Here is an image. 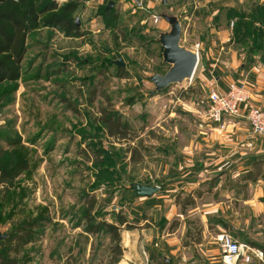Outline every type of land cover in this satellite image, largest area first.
Wrapping results in <instances>:
<instances>
[{"label": "rangeland", "instance_id": "374dc122", "mask_svg": "<svg viewBox=\"0 0 264 264\" xmlns=\"http://www.w3.org/2000/svg\"><path fill=\"white\" fill-rule=\"evenodd\" d=\"M56 1L60 5L79 2L74 17L82 36L66 37L57 29L34 28L28 35L21 79L0 84V175L13 177V170L21 172L12 184L8 181L0 186V241L36 220L35 241L21 250L17 264H116L111 235L89 234L86 214L91 213L95 222L119 223L117 214L123 213L131 225L136 218H148L158 230L174 229L180 239L183 236L181 252H171L176 247L156 250L159 258L169 256L173 264H211L196 256L199 247L214 252L216 264L223 263L218 236V244L207 245L204 238L221 231L232 236L225 219L228 211L213 213L214 221L205 226L207 211L193 213L194 205L183 206L186 198L193 199L190 193H165L162 178L146 180L137 175L138 170L143 172L144 162L137 169L130 163L129 147L141 143L143 159L147 149L146 156L151 152L158 160L167 142L168 148L180 151L178 143L188 144L193 135L203 136L202 126L207 129L198 111L208 113L211 90L197 76L192 82L150 95L155 85L145 73L164 75L170 68L163 63V49L156 42L159 32L168 28L165 20H154L153 10L163 8V0H140L142 10L136 8L137 0ZM111 1L113 6L107 10ZM263 2L168 0L166 7L180 17L183 44L199 52L198 74L205 72L208 80L215 81L223 73L219 68L234 58L238 63L264 64ZM230 8L236 10L232 16L227 12ZM119 59L124 67L116 64ZM236 84H246L252 94L250 83ZM105 114L120 117L130 127V136L138 135L135 139L140 140L133 145L135 140L111 137L102 121ZM232 119L225 117L224 121ZM113 155L116 169L113 175L106 174L102 170L109 163L100 161ZM160 165L153 164L154 172L161 170ZM133 181L153 183L149 185L160 190L150 196L155 199L141 200L135 197ZM210 199L205 195L201 201ZM112 206L120 209L109 210ZM129 226H122V256L117 264L129 263L125 247L133 231ZM241 234L239 241L247 240L248 235ZM202 241L205 247L198 246ZM184 251L190 253L188 258ZM159 258L150 257V264H160ZM141 263L148 264L144 255Z\"/></svg>", "mask_w": 264, "mask_h": 264}, {"label": "crops", "instance_id": "0c3cea01", "mask_svg": "<svg viewBox=\"0 0 264 264\" xmlns=\"http://www.w3.org/2000/svg\"><path fill=\"white\" fill-rule=\"evenodd\" d=\"M218 12L216 11L214 15ZM198 68L195 77L197 76L210 90L226 92L232 83L243 81L250 83L252 86L250 105L264 109L263 63L249 64L247 61L238 63L237 58H234L224 69L219 68L223 73L217 76L215 81L208 80L205 72L198 74ZM198 113V117H204L203 124L207 125V129L199 125L204 129L201 132L202 137L193 135V140L190 143H178L180 151L182 148L183 155L179 150L175 152L174 148H168V142L166 147L161 146L163 149L160 150L158 160H155L156 156L150 151V154L146 156L147 149H145L144 161L141 162H144L145 168L143 172L140 169L136 173L141 178L146 177V180L162 178L161 186L165 193L181 191L190 193L193 200L196 201L191 212L207 211L208 217H205V221H203L206 223L205 226L214 221L213 213L227 210L228 215L225 219H228L229 232L232 236L240 242L241 233H245L248 238L240 243L245 242V245L263 253V258L252 255L251 262H239L238 264H264V138L255 137L249 123L243 117L234 118L230 122L225 120L226 123L222 130L220 129L222 126L219 124L214 127L209 124L206 112L198 111ZM136 140L139 141L140 138L135 139L133 145L137 142ZM171 154L173 155L169 157ZM169 159H171V163ZM155 163L161 164V170L158 173L154 172L152 168ZM139 164H135L134 168L137 169ZM149 166L151 168L148 170ZM136 183L150 184L138 181ZM205 195H210L213 199L202 202ZM154 197L139 199H155ZM136 205L142 204L136 203ZM205 208L208 209L205 210ZM174 209L178 212L176 206H173L172 210ZM167 219L170 218L167 216ZM134 222L135 224L132 223L134 229L130 231L128 239L125 241V247L129 254L126 257H128L129 263H124V261L122 264H139L142 255L150 264L151 253L156 250L164 251V248L176 247L174 250L171 249V252H181L180 241L183 236L180 239L178 230L170 231L168 228L166 230L159 228L158 230L148 218H136ZM148 224L150 227L147 226ZM223 232L225 231L216 235L209 233V238L205 236L207 245L218 244L216 237ZM198 246L205 247L206 245L202 241ZM155 247H159V249H155ZM189 255L190 253L183 252L184 258H188ZM196 256L201 260L207 258L211 264L217 263L214 252L211 253L210 250L205 251L197 247ZM165 258L172 261L169 256L165 255Z\"/></svg>", "mask_w": 264, "mask_h": 264}, {"label": "trees", "instance_id": "16d2710c", "mask_svg": "<svg viewBox=\"0 0 264 264\" xmlns=\"http://www.w3.org/2000/svg\"><path fill=\"white\" fill-rule=\"evenodd\" d=\"M78 8L79 2L75 1H69L64 5H60L56 0H0V84L4 82H17L21 79L22 65L29 51L28 35L34 28L42 26L57 29L66 37H81L80 27L74 17ZM261 8L264 9V6H261ZM235 11L233 8L227 10L230 16H232V13L235 14ZM48 13L55 14L49 18H44ZM102 121L111 137H117L122 140H135L138 136H130V127L123 123L120 117L113 118L105 114L102 117ZM129 149L131 152L130 163L132 165L141 163L143 161V144L139 143V146L129 147ZM127 151L125 150L126 154ZM113 157L116 156H106L104 160L100 161L103 164L109 163L107 168L102 170L106 174L113 175V171L116 169L117 163L113 160ZM14 171L12 172L13 177L7 174L0 175V186L6 184L8 181L12 184V180L17 178L21 173ZM135 183L136 181L132 182L133 191ZM180 199V196H178V202ZM95 203L94 199L90 206L91 211L94 209ZM188 205H195V201L192 198H186L183 206L186 207ZM183 206L182 211L184 212ZM117 217L119 223L95 222V217L91 213L86 214L88 221L87 232L89 234L97 235L104 232L111 235L115 243L113 251L116 253L114 258V263L116 264L122 256V226L130 225L129 228H134L123 213H118ZM35 221L33 223L29 222L25 226H20L15 233L9 234V238L0 241V264H17V257L21 250L35 241L34 230L38 227ZM225 227L228 229L227 225ZM12 253H15L14 257H10L9 254L12 255ZM151 257L154 259L159 258L156 252H152ZM159 261H161L160 264H173L172 261H168L166 258H159Z\"/></svg>", "mask_w": 264, "mask_h": 264}, {"label": "water", "instance_id": "95a60500", "mask_svg": "<svg viewBox=\"0 0 264 264\" xmlns=\"http://www.w3.org/2000/svg\"><path fill=\"white\" fill-rule=\"evenodd\" d=\"M163 8L154 9V16L161 17L168 23L166 30L160 31L156 42L163 49V63L169 65V70L164 74L145 73V77L155 87L150 92L151 96H155L160 92L168 89L172 85H183L187 82H192L200 59L199 52L194 48H189L183 44V26L180 17L166 6L168 0L162 1ZM113 2H109L107 10L112 8ZM79 24V22L77 21ZM119 67H124V61L119 59L116 62ZM160 187L145 184H134V194L138 197H150L159 192ZM120 209L117 206H112L109 210ZM9 234H5L8 237ZM1 239V238H0Z\"/></svg>", "mask_w": 264, "mask_h": 264}, {"label": "built area", "instance_id": "2783aa9c", "mask_svg": "<svg viewBox=\"0 0 264 264\" xmlns=\"http://www.w3.org/2000/svg\"><path fill=\"white\" fill-rule=\"evenodd\" d=\"M136 8L144 9L140 0L136 1ZM154 20L155 23H159L162 18L154 16ZM250 99L251 93L246 84L232 83L226 92L211 90L207 116L213 123L220 124L222 127L225 124V117H243L249 123L255 136L264 137V110L251 106ZM217 239L223 253V264L249 263L252 260V255L263 258L262 252L240 244L229 233L223 232L218 235Z\"/></svg>", "mask_w": 264, "mask_h": 264}, {"label": "bare ground", "instance_id": "6f19581e", "mask_svg": "<svg viewBox=\"0 0 264 264\" xmlns=\"http://www.w3.org/2000/svg\"><path fill=\"white\" fill-rule=\"evenodd\" d=\"M199 59H200V55H199Z\"/></svg>", "mask_w": 264, "mask_h": 264}]
</instances>
